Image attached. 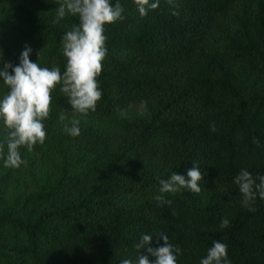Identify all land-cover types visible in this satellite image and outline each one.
Returning a JSON list of instances; mask_svg holds the SVG:
<instances>
[{
    "label": "trees",
    "instance_id": "16d2710c",
    "mask_svg": "<svg viewBox=\"0 0 264 264\" xmlns=\"http://www.w3.org/2000/svg\"><path fill=\"white\" fill-rule=\"evenodd\" d=\"M118 2L125 18L105 25L96 111L74 117L57 85L45 143L21 146L19 168L0 158V264H135L141 235L155 248L160 232L180 247L177 264H200L217 240L231 264H264V199L250 211L234 183L241 170L264 176V0H160L143 17L135 0ZM58 7L0 0V68L19 65L27 45L33 62L42 50L41 67L66 71L62 37L79 18L54 23ZM73 118L77 137L64 131ZM4 132L0 121L6 154ZM193 161L203 190L159 204V180L190 179Z\"/></svg>",
    "mask_w": 264,
    "mask_h": 264
},
{
    "label": "clouds",
    "instance_id": "9594fccd",
    "mask_svg": "<svg viewBox=\"0 0 264 264\" xmlns=\"http://www.w3.org/2000/svg\"><path fill=\"white\" fill-rule=\"evenodd\" d=\"M56 2L59 7L54 23H58L66 15L79 18V23L73 24L71 30L62 37V52L67 58L66 71L62 74L59 67L51 69L41 67L38 61L42 50L38 53L39 59L33 62L30 59L32 49L27 45L21 53L19 65L4 63L0 68V78L8 88L0 98V121L4 125V143L7 145V153L4 154L3 144H0V158H3L5 167L19 168L27 164L19 151L21 146H26L31 152L37 143L40 145L45 143L47 132L42 121L49 116L51 94L57 85H61L59 90L68 97L74 117L76 114L87 116L90 111L95 112L97 102L102 97L97 77L102 72V62L107 54L105 25L123 20L124 8L118 0L114 5L110 0H56ZM168 2L172 4L173 0ZM135 4L143 17L149 10L157 9L160 0L155 2L135 0ZM172 14L178 15V12L173 11ZM59 119L64 122L67 117L61 112ZM70 124L71 127L65 125V133L72 137L81 135L80 120L73 118ZM215 131L217 129L213 123L210 132ZM253 143L258 145L259 140L254 139ZM193 163L194 167L187 171V177L190 179L173 172L167 179L159 180L160 194L155 196L159 204H172L164 194L175 195L181 189L198 194L203 190L200 186L203 183L200 165L196 161ZM234 183L242 194L243 206L255 211L251 205L255 203L257 196L264 199V176L254 178L249 171L241 170L234 178ZM229 224L230 221L224 218L220 227L227 228ZM160 236L164 241L163 245L153 248L150 246L153 236L141 235L135 247L137 250L142 249L143 252L135 264H177L178 255L181 254L180 247L172 244L163 232H160ZM144 250L147 254H144ZM120 264H134V261L124 259ZM200 264H231L228 258V245L219 240L214 241Z\"/></svg>",
    "mask_w": 264,
    "mask_h": 264
}]
</instances>
